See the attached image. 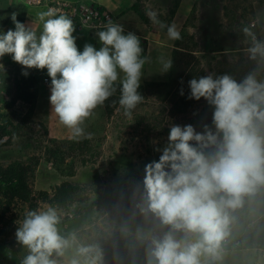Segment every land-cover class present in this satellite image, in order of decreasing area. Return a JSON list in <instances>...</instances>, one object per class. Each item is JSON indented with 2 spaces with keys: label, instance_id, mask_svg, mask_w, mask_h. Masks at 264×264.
Wrapping results in <instances>:
<instances>
[{
  "label": "clouds",
  "instance_id": "9594fccd",
  "mask_svg": "<svg viewBox=\"0 0 264 264\" xmlns=\"http://www.w3.org/2000/svg\"><path fill=\"white\" fill-rule=\"evenodd\" d=\"M146 14L153 24L167 28L170 40L182 38L175 23H162L153 10ZM11 19L14 30L0 32V58L11 55L24 69L47 70L51 112L73 139L90 138L85 121L118 84V102L126 116L143 102L138 89L150 56L143 55L134 32L125 33L122 25L109 20L96 32L101 47L86 43L80 51L73 20L55 9L39 13L40 30L18 21L16 13ZM256 24L253 20L241 29L248 42L245 51L250 60L264 63V39L253 30ZM159 63L161 74L173 67L171 58L160 57ZM189 88V99L203 98L214 109L212 127L205 124L197 132L190 124L171 125L159 160L145 166L142 185L132 189L136 214L145 224L155 222V227L135 229V241L144 246V264H208L219 259L232 212L264 189V79L255 72L241 80L209 74L191 79ZM17 224V243L27 249L20 264H58L54 257H63L76 241L75 234H60V216L53 206L29 210ZM121 231L132 234L127 224ZM77 251L87 258L85 264H97L100 258L93 245ZM70 264L80 261L74 258Z\"/></svg>",
  "mask_w": 264,
  "mask_h": 264
},
{
  "label": "rangeland",
  "instance_id": "374dc122",
  "mask_svg": "<svg viewBox=\"0 0 264 264\" xmlns=\"http://www.w3.org/2000/svg\"><path fill=\"white\" fill-rule=\"evenodd\" d=\"M134 5V12L140 15L129 24L134 25L131 28L136 29L144 50L150 41L171 46L173 53L176 46H180L181 52L193 51L212 75L216 69L214 59L223 53L234 60L239 56L249 59L245 51L247 38L241 29L253 20L258 23L259 17L264 16V0H136ZM149 10L156 11L162 23H175L182 38L170 40L167 28H161L149 19L146 14ZM253 30L260 38L258 24ZM258 67L253 72L262 79L260 63ZM22 73L13 61L0 58V164L8 166L20 161L29 167L33 171L29 181L37 209L55 207L60 216V234L66 237L75 234L81 245L95 246L100 257L107 261L105 252L108 248L123 241V225L131 226L133 239L137 226L155 227L154 221L145 224L136 214L131 202L132 189L137 184L142 185L145 166L159 160L168 142L170 126L190 124L197 132H202L203 125L212 127L214 109L203 100L184 118L169 116L168 103L155 96V89L144 88L138 89L144 97L143 102L129 117L119 105L120 91L117 89L83 125L85 132L91 134L88 139L99 151L97 158H86L90 162L83 164L84 158L78 152L73 153L72 158L66 155L64 159V146L53 143L63 140L48 137L45 90L48 82ZM24 77L37 80L27 90L33 95L27 102L18 99L15 89V80ZM108 105L114 107L112 114L107 110ZM51 150H56L57 156L47 161L45 153ZM72 169L75 175L67 176ZM64 182L78 187V191L68 196L64 205L58 206L54 203V192ZM262 192L263 189L245 198L243 206L232 212L234 219L224 239L228 248H245L249 244L248 236L263 226L264 216L259 208ZM29 210V205L14 202L4 224H0L1 229L14 233L8 240H0L3 245L0 248L5 247L6 251L17 255L9 259L0 256V264H20L27 254V249L17 243L15 232L17 221ZM135 244L140 245L136 241ZM67 252L68 249L65 254ZM74 258L80 264H85L87 259L75 252L67 261L66 256L59 257L58 264H70Z\"/></svg>",
  "mask_w": 264,
  "mask_h": 264
},
{
  "label": "trees",
  "instance_id": "16d2710c",
  "mask_svg": "<svg viewBox=\"0 0 264 264\" xmlns=\"http://www.w3.org/2000/svg\"><path fill=\"white\" fill-rule=\"evenodd\" d=\"M28 9L22 3H16L14 0H0V32L5 28L11 19V15L16 13L17 20L24 22L27 16ZM180 46H176L173 53V67L170 70L169 79L167 82L162 83H145L140 85L139 89L151 88L155 89L157 98L161 101L168 103L169 116L185 117L195 108V106L201 103L204 99L199 101L189 99L190 88L189 81L193 78H199L201 76L209 75L208 71L201 62V59L193 53V51L181 52ZM146 54L144 50L143 55ZM216 61V69L213 76H220L223 74L232 75L235 79L241 80L249 72L257 70L258 64L256 61L246 59L239 56V59H230L226 53L220 55L219 58L214 59ZM263 69L264 79V63H260ZM261 69V70H262ZM37 82L36 78L24 77L21 80H15L16 94L19 100L25 102L29 101L33 95L27 93V90L31 89ZM120 85H117L119 89ZM181 90L183 94H181ZM107 110L110 114L114 112V107L107 106ZM58 145L64 146L66 153H63V158L66 155L70 156L73 153L81 154L83 164H87L89 160L97 158L99 151L93 146L91 139H75L72 141H53ZM56 144V145H57ZM47 155L46 160H52L57 156L56 150H51L45 153ZM72 158V157H71ZM33 171L29 167L25 166L23 162H14L8 166L0 164V224H4L7 214L11 212V206L14 202L23 203L29 205L31 210L37 209L35 203L34 192L32 185L29 181V175L32 176ZM75 171L72 169L67 176L73 177ZM78 187L71 185L68 182H64L54 192V203L58 206H62L67 202V197L76 194ZM260 210L264 216V189L260 198ZM14 233L6 231L0 227V240H8ZM123 241L119 245L109 247L105 252L104 258L100 257L97 261L98 264H144V247L142 245H136L133 236L122 234ZM249 243L245 248L251 249H263L264 250V224L261 228L255 230L252 236H248ZM254 242V244L252 243ZM3 246L0 244V247ZM0 256L4 259H9L10 256L17 257L13 251H6L5 247L0 248ZM95 256V253L91 254Z\"/></svg>",
  "mask_w": 264,
  "mask_h": 264
},
{
  "label": "crops",
  "instance_id": "0c3cea01",
  "mask_svg": "<svg viewBox=\"0 0 264 264\" xmlns=\"http://www.w3.org/2000/svg\"><path fill=\"white\" fill-rule=\"evenodd\" d=\"M22 4L27 6L28 12L27 16L24 20V24L31 25L33 24L38 30L42 28V23L39 20V13L43 11H47L50 9V4L52 0H38L39 3L35 5L28 6V0H16ZM57 1H66L69 3H76L80 0H57ZM87 4H96L101 5L109 12H111L114 16L115 23H118L124 27L125 33L134 32L136 35V29L131 28L129 22L140 14L134 12L135 11V3L136 0H81ZM70 17L75 25L74 35L76 36V43L80 51L83 50V47L86 43L92 44L94 47L99 49L101 44L98 41V37L96 34H92L85 29H79L77 19ZM258 26L260 27V39H264V16H260L258 19ZM128 25V26H127ZM130 25V26H129ZM15 25L12 20L8 22L5 28L1 32H6L9 29L14 30ZM139 37V36H138ZM145 56H150V63H146L144 65V76L141 79V84L145 83H162L167 82L169 79L170 70L166 73L161 74V64L159 63V58H171L173 60V48L171 46L159 43L156 41H150L147 47ZM4 59H9L11 61V55H5ZM13 65L19 68L20 71H27L28 74L38 77L40 79H48V83L45 84L46 90V119H47V134L48 137L52 140H63V141H72L73 139L67 128L61 125L58 121V118L51 112V104L49 97L51 95L50 92V84L51 80L47 74V70H37V69H24L18 63L13 61ZM227 242L225 240L222 241L220 258L219 259H209L208 264H264V250L261 249H251V248H228L226 246ZM81 246V242L76 238L75 243L68 248V252L64 255L66 256V261L76 252L79 254L77 249ZM63 256V257H64ZM62 257V258H63ZM59 257H56L57 261ZM70 261V260H69ZM98 264V263H97Z\"/></svg>",
  "mask_w": 264,
  "mask_h": 264
},
{
  "label": "built area",
  "instance_id": "2783aa9c",
  "mask_svg": "<svg viewBox=\"0 0 264 264\" xmlns=\"http://www.w3.org/2000/svg\"><path fill=\"white\" fill-rule=\"evenodd\" d=\"M38 3V0H28V6ZM50 9H55L58 14L70 15L77 19L79 29H85L92 34L104 30L103 26L109 20L115 23L113 14L103 6L87 4L81 0L76 3L52 0ZM45 81L48 82V79H45ZM225 241L227 242V240Z\"/></svg>",
  "mask_w": 264,
  "mask_h": 264
}]
</instances>
